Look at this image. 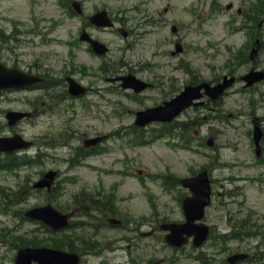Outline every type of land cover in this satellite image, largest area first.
I'll use <instances>...</instances> for the list:
<instances>
[{"label": "rangeland", "instance_id": "374dc122", "mask_svg": "<svg viewBox=\"0 0 264 264\" xmlns=\"http://www.w3.org/2000/svg\"><path fill=\"white\" fill-rule=\"evenodd\" d=\"M82 1L89 13L97 8L109 9L122 19L124 23L120 25L133 29V34L128 38H123L120 33L114 30L94 31V34L108 43L112 49L110 55L106 57H99L92 52H89L88 55L85 51L79 50L81 56L89 61V74L84 76L78 74L79 80L89 85L91 91L87 97L77 102L88 101L89 114L78 106L77 120L73 117L75 123L69 126L61 127L55 121L60 117L57 116L46 117L33 125L22 124L18 128L26 136L35 138L38 142L37 147H41L43 151H50L52 154L50 162L45 167L29 169L31 178L36 177L38 171L54 165L56 168L64 170L61 168V166L64 167L63 161L57 160L58 158L62 159L64 149L57 147L47 150V146H43L42 140L46 138L50 142L54 139H57L58 142H67V128H74L75 133L79 127L83 132L89 128V132L110 134L106 140L109 142L105 145L107 150L100 157L89 158L87 167H78L77 175L80 182L72 184L73 188L81 189L83 184H86L89 185V189L91 186L101 185L102 188L112 190V183H120L121 186L118 188L117 194L122 198L119 201L120 211L125 216L133 214L140 218L150 216L152 220L159 223L162 219H178L182 215L178 209V188L164 187L165 179L156 175L173 173L177 177H183L192 173L193 169L198 170L208 166L207 168L211 170L214 178L216 193L214 204L207 211L209 221L217 227L228 230L230 229L228 215L233 210L236 215L241 216L248 214L252 207L257 213V225L250 226V231L252 233L264 232V195L259 194L261 189L246 185L252 183L246 182L248 179L258 180L259 177L264 179V165L253 161L258 159L255 151L253 152L254 146L251 139L246 133L252 127L250 113L257 112V115L262 117L264 124V82L258 83L252 89H246L245 92H241L242 82L238 83L232 94L225 100L223 114H234L239 118L229 121L223 120L224 118L217 119L207 128L204 127L201 132L203 137L208 133L217 136L212 147H208L206 143L192 149L184 145L174 146L169 143L172 139L168 140L163 137L150 139L144 144H135L131 142L133 135L127 133L129 128L134 125V113L138 109L153 105L159 102L164 95L183 87L182 80H187L190 77L187 72L189 67L195 68L201 77L207 80L234 68L239 75L253 66L264 68V46L255 60L257 61L256 65L255 61L235 58V54L240 50L243 53L246 51V46L250 41V32H252V30L241 32L235 30L234 27L243 18V15L238 14V9L240 7L247 8L253 0ZM230 3L234 4V9H227ZM67 20V27L59 28L52 34L53 36L63 37L67 32H75L78 25L81 24L80 19L70 18L64 14L59 0H0V25L10 32H14L16 27L30 31L36 24L44 28L54 25V21L62 23ZM173 25L178 27L176 32L172 31ZM40 35L43 34L39 33L37 36ZM177 43H181L184 49L174 56L172 52ZM54 46L59 49L63 48L62 45H57L56 40H50L47 43V47ZM30 50L33 54L39 55L35 48L31 47ZM3 55L10 61L14 60V56L7 51ZM23 58L25 61L26 58L33 61L34 56L24 54ZM106 61L113 64L115 71L129 68V70L137 72L140 77L152 80L154 89L140 95L125 92L126 90H121L122 88L119 89L116 84L108 82L109 77L101 70V65ZM53 70L60 71L59 69ZM115 89L117 93L113 94ZM127 93L131 96H128ZM23 96H9V100L0 99V112L9 106L23 107ZM251 99L255 100L253 105L250 102ZM195 113L194 109L189 111L191 117H194ZM0 117H2V113H0ZM24 128L28 130L25 131ZM196 128L198 127L192 128L191 131ZM4 132L9 133V129L7 128ZM193 139H198V134H195ZM70 142L78 144L76 139H70ZM139 183L150 184L155 207L150 209L146 198L140 195L138 189H141V186ZM235 183H237L239 191L245 193L248 205L243 202L239 204L232 202ZM19 185L20 183L13 176L5 177L4 174H0V186L4 189L14 191L19 189ZM66 192H68L67 183H60L58 191L53 195L60 203L65 204L67 202ZM182 192L183 190L179 191L180 194ZM35 195L46 197L43 193H35ZM130 195L136 197L130 200ZM22 207H25L22 203L17 206V208ZM27 226L29 225L21 222L20 216L0 213V233L6 228L12 229L6 239L0 237V262L11 264L14 249L11 246L10 237L13 234L21 233ZM114 233L110 232L111 235ZM220 239L219 246L215 248V251L219 256H222L235 243H224ZM256 241L253 239L238 248L254 250ZM101 247L102 244L99 240L98 247L91 246L89 248V264L99 254ZM162 256L163 252H160L159 259ZM176 259L178 264L186 262L181 256H177ZM168 263L169 261H159L155 264Z\"/></svg>", "mask_w": 264, "mask_h": 264}]
</instances>
